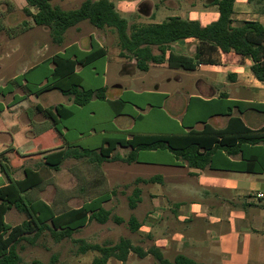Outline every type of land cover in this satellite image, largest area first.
Instances as JSON below:
<instances>
[{
	"label": "crops",
	"instance_id": "obj_1",
	"mask_svg": "<svg viewBox=\"0 0 264 264\" xmlns=\"http://www.w3.org/2000/svg\"><path fill=\"white\" fill-rule=\"evenodd\" d=\"M109 1L126 20L121 13L135 14L136 19L143 22L138 25L158 24L180 17L207 26L220 17L213 0ZM25 6L28 7L27 2ZM233 20L235 25L243 21H258L264 25V0H236ZM84 22L67 30L62 43L53 41V44L62 45L68 32L75 30L76 37L81 38L62 47V51L37 61H31L30 56L25 55L24 61L13 58L11 63L20 67L29 87L33 84L29 74L40 71L43 66L52 73L58 67L54 60L57 56H70V61L75 62L73 75L58 81L45 76L42 83L35 84L37 88L48 90L59 82L70 80V86L79 85L84 90L104 88L107 101L93 99L86 106H78L72 96L65 94L68 97L64 103H41L37 105L36 114L22 115L21 119L11 116L17 123L9 131L8 153L26 157L41 155L49 157L50 161L65 154L64 162L70 164L71 187L81 183L82 175L78 169L81 161L104 169L101 181L105 185L112 186L114 181L117 186L132 184L130 198L136 189L140 191V202L135 210L146 204L149 211L142 221L137 218L141 224L139 232L147 231L153 247L163 254L171 250L176 256L185 255L200 264H264V142L247 141L264 136V82L255 78L251 61L247 60L242 66L234 53L205 51L194 70L172 66L171 54L195 58L200 43L188 39L154 46L156 60L149 62L148 69L143 71L135 57H121L119 40L114 46L107 43L104 35L84 32L82 26L90 24ZM33 23L32 19L25 33L46 28ZM90 26L100 31L109 28ZM108 46L119 47L113 62V59L109 61ZM95 48L104 55L85 65L78 63L77 59H83V55L90 54ZM42 52V49L37 51ZM99 62H103L102 68L96 71L94 66ZM61 65L59 68L63 70L71 68L69 61L62 60ZM88 67H92L96 75H102V88L83 87V80L78 75ZM116 76L117 82L110 86L109 78ZM108 101L118 103L111 105ZM232 101L239 102V106L232 108ZM88 106H105V110L107 106L112 112V120L103 121L100 128V119L93 109L84 117L86 120L77 121L76 117L85 113ZM115 111L121 112L115 114ZM234 117L240 118L251 132L244 133L238 123L222 135H212L209 131L226 130ZM87 118H97L98 128L80 131L81 123H86ZM104 125L109 129L106 130ZM96 137L100 138L96 145L89 142L90 145L85 146V140ZM145 138L165 139L166 144L172 142L175 149L199 145V153L203 155L212 151L210 164L198 168L169 148L140 150L136 145L127 144ZM109 149L112 150L108 158L101 164L76 156L85 150L106 155ZM132 155H136V159L125 162ZM7 173L10 178L7 177V182L0 187L7 186L10 179L25 177L24 171L21 177ZM126 177L129 178L127 181ZM115 192L111 190L103 195L109 197L107 202L114 199ZM77 194L78 190L74 191L71 199L77 200Z\"/></svg>",
	"mask_w": 264,
	"mask_h": 264
},
{
	"label": "trees",
	"instance_id": "obj_2",
	"mask_svg": "<svg viewBox=\"0 0 264 264\" xmlns=\"http://www.w3.org/2000/svg\"><path fill=\"white\" fill-rule=\"evenodd\" d=\"M26 2L28 7L25 12L33 19L34 24L48 27L51 30V36L55 43H62L67 30L84 21H88L99 29L114 28L122 50L121 57L127 55L135 57L138 67L145 71L148 69V63L156 60L153 55L154 46L162 47L178 41L196 39L200 45L195 58L171 54L169 61L172 66L194 70L205 51H219L225 55L234 53L242 66H245L246 61L250 60V68L255 78L264 82V25L258 21H243L239 25H235L233 14L236 0H213V5L219 8L220 17L207 26H203L199 21L172 17L158 24L134 25L130 33L128 21L120 15L115 5L109 0H85L79 8L74 10H64L53 5L52 0H26ZM31 9L36 11L32 12ZM103 55V51L95 48L90 54L83 55V59H77V61L85 65ZM54 60L58 67L53 72V81L74 74L75 62L70 61V56L59 55ZM62 60L71 63L70 70L59 68L62 66ZM58 85L55 88L72 96L74 103L78 106H86L93 99L107 101L104 88L93 91L81 89L79 85H72L67 89ZM117 103L108 101L107 104ZM239 104V102L232 101L231 107L234 108ZM119 112L115 111V114ZM110 113L109 121L112 120L111 110ZM234 123L240 124L244 133L251 132L237 117L230 119L226 130L215 131L212 129L209 131L212 135H222L233 130ZM247 141L259 144L264 142V136H255ZM127 144L136 145L140 150L169 148L186 159L191 166L198 168L208 166L212 155V151L205 155L199 153V145H188V147L175 149L172 142L167 145L165 139L145 138L138 139L135 144L130 142ZM111 150L109 149V153L106 155L85 150L78 152L76 156L88 158L91 162L101 164L108 158ZM65 157V154L61 155L58 158L59 162H62ZM132 159L135 160L136 155H132L131 159H126L125 162H131ZM51 166L58 168V165ZM24 173V179H10L7 186L0 187V264H20L21 257L17 251V245L22 240L35 241L43 232L49 231L56 241H62L71 238L75 232L84 228L91 221L105 224L110 220L111 213L103 206L109 200L108 196L98 197L79 208L56 214L53 207L47 202L28 198L29 192L42 186L44 182L40 172L25 169ZM7 176L10 178L8 173ZM139 194L140 191L136 189L133 197L130 198L131 209H135L140 202ZM12 208L26 214V220L16 226L7 224L5 215ZM114 221L118 224L124 222L121 217H114ZM129 225L132 232H137L141 227L140 222L134 216L130 218ZM29 234H33L31 239L28 237ZM81 249L83 252L93 250L102 254V257L96 259L94 264H108V261L113 257L121 262H126L131 252L136 253L141 259L152 255L158 261L157 264H200L181 254L176 256L174 261H170L164 257L159 248L152 247L145 250L133 245L129 239H122L113 247L85 244L81 246Z\"/></svg>",
	"mask_w": 264,
	"mask_h": 264
},
{
	"label": "rangeland",
	"instance_id": "obj_3",
	"mask_svg": "<svg viewBox=\"0 0 264 264\" xmlns=\"http://www.w3.org/2000/svg\"><path fill=\"white\" fill-rule=\"evenodd\" d=\"M85 0H52L53 5L59 6L64 10H72L80 6ZM154 1V0H153ZM160 1V0H157ZM26 0H0V184L7 182L8 170L15 177H21L26 167L31 170H39L43 177L44 184L29 192L28 198L32 200H43L50 204L57 213H64L74 208L83 206L88 201H92L106 193L115 190L114 199L104 203V208L111 213L110 220L101 224L97 221H91L84 228L75 232L71 238L62 241H56L49 231L43 232L35 241L22 240L17 245V251L21 257L20 264H94L96 259L102 257L98 251L83 252V245H100L101 247H113L122 239H129L133 245L149 250L153 244L148 236L147 231L132 232L129 220L132 216L140 221L146 218L149 214L148 207L139 205L138 209L130 208V195L133 191V185L117 186L114 181L112 186L102 183L101 175L104 169L101 170L96 165L88 164L85 161L79 162V173L82 175L81 183L76 187H71L69 180V162L64 160H49V157L30 154L28 157L19 154L8 153L10 139L8 138L11 126L17 119L14 120L11 116H17L21 119L22 115L36 114L38 104L66 102L67 97L60 89L52 86L48 90L37 88L35 84L42 83V78L51 76L47 66H43L40 71L29 74L28 78L32 81V85L27 87L25 84V76L19 71L20 67L12 65L11 60L24 61L25 55L30 56L31 61L42 60L43 56H50L63 50L68 43L75 41L81 37H76L78 34L75 30H70L67 34V39L62 45L53 44L51 30L39 28L25 33V29L32 23V18L25 12ZM36 11V10H35ZM34 11V12H35ZM130 22L129 33L134 25L143 23L138 21L135 14L124 15ZM88 23V22H84ZM34 24V23H33ZM36 25V24H34ZM144 25V24H142ZM141 25V26H142ZM83 30L96 32L104 35L107 38V43L116 44L119 40L117 32L114 28L104 30H96L90 24H84ZM66 34V33H65ZM65 37V36H64ZM116 44L114 46H116ZM38 49H42V53H37ZM119 47H109V61L116 57L115 53ZM23 53V54H21ZM21 56V57H20ZM103 62L95 64L94 68L99 71L102 68ZM47 71V72H46ZM56 71V69H55ZM46 72V73H45ZM78 77L83 80V87L86 89H99L103 86L102 75H96L92 67L86 68ZM50 78V79H51ZM117 76L109 78L110 86L117 82ZM119 79V78H118ZM40 80V81H39ZM70 80L59 82L60 87L67 89L70 86ZM54 90V91H53ZM48 92V93H47ZM50 92V93H49ZM46 93V94H45ZM25 99V100H23ZM140 102V100H136ZM95 109L98 120L100 119V128L103 126V121L106 123L111 116L109 108L106 106H88L85 113H80L76 119L79 122L86 120L84 117L87 113ZM11 117V118H10ZM105 118V119H104ZM86 123H81L79 130L87 132L89 128H98L99 122L97 118L88 119ZM90 120V121H89ZM17 123V122H16ZM108 125L110 123H107ZM104 128L107 130L108 127ZM100 138L96 137L93 140H85V146L96 145ZM90 142V143H89ZM31 147V146H29ZM52 158V157H51ZM39 162L41 164H39ZM44 165L50 167L47 168ZM58 165V169L54 166ZM132 170H130L131 172ZM133 172V171H132ZM132 175H130L131 177ZM129 177V175H128ZM126 177L127 179H129ZM86 183V184H85ZM75 187V188H74ZM74 188V189H73ZM77 200L74 198V191L77 192ZM114 217H121L124 222L118 224L114 221ZM144 217V218H143ZM26 214L19 212L16 208H12L6 215V222L11 226L21 224L26 220ZM33 234H29L31 239ZM176 254L169 251L164 254V257L170 261H174ZM158 261L152 255L141 259L136 253L131 252L126 262H121L116 258H111L108 264H157Z\"/></svg>",
	"mask_w": 264,
	"mask_h": 264
}]
</instances>
